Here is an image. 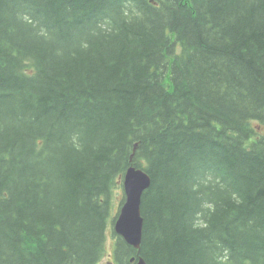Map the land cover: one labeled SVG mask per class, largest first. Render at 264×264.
<instances>
[{
    "label": "trees",
    "instance_id": "trees-1",
    "mask_svg": "<svg viewBox=\"0 0 264 264\" xmlns=\"http://www.w3.org/2000/svg\"><path fill=\"white\" fill-rule=\"evenodd\" d=\"M131 165L148 264H264V0H0V264H100Z\"/></svg>",
    "mask_w": 264,
    "mask_h": 264
},
{
    "label": "water",
    "instance_id": "water-1",
    "mask_svg": "<svg viewBox=\"0 0 264 264\" xmlns=\"http://www.w3.org/2000/svg\"><path fill=\"white\" fill-rule=\"evenodd\" d=\"M137 145H135L136 149ZM152 178L143 168L131 166L123 180L125 201L122 204L117 218L113 223L114 232L124 241L138 250L137 257L133 258L135 264H148L140 255L144 232V217L142 214V201L144 193L151 187Z\"/></svg>",
    "mask_w": 264,
    "mask_h": 264
},
{
    "label": "rangeland",
    "instance_id": "rangeland-1",
    "mask_svg": "<svg viewBox=\"0 0 264 264\" xmlns=\"http://www.w3.org/2000/svg\"><path fill=\"white\" fill-rule=\"evenodd\" d=\"M118 193L119 194H118V196H117V198H116V200H115V202H114V204L112 205V208H111V222H112V219L113 218H116V216H117V214L119 212V209H120V205L124 201V192H123V189L122 190H119ZM111 229H113V226H112ZM115 245H116V237L112 236V233H111V230H110V227H109L108 232H107V244H106L107 249H106V252H105V254H104V256H103L100 264H107V261L108 260H111V255L115 251Z\"/></svg>",
    "mask_w": 264,
    "mask_h": 264
},
{
    "label": "flooded vegetation",
    "instance_id": "flooded-vegetation-1",
    "mask_svg": "<svg viewBox=\"0 0 264 264\" xmlns=\"http://www.w3.org/2000/svg\"><path fill=\"white\" fill-rule=\"evenodd\" d=\"M107 264H119L118 261H117V257H116V254L115 253L112 254L111 260H108L107 261Z\"/></svg>",
    "mask_w": 264,
    "mask_h": 264
},
{
    "label": "bare ground",
    "instance_id": "bare-ground-1",
    "mask_svg": "<svg viewBox=\"0 0 264 264\" xmlns=\"http://www.w3.org/2000/svg\"><path fill=\"white\" fill-rule=\"evenodd\" d=\"M136 150H137V148L135 149V151H136ZM133 159H134V156L131 158V160L133 161ZM131 166L138 167V166H136V165H131ZM131 166H130V167H131ZM130 167H129V168H130ZM129 168H128V169H129ZM127 171H128V170H127ZM127 171H126V173H127ZM125 176H126V174H125ZM124 179H125V177H124ZM124 179H123V180H124ZM133 258H135V256H134ZM133 258L131 259V263H133V264H134V263H135V261H132V260H133Z\"/></svg>",
    "mask_w": 264,
    "mask_h": 264
}]
</instances>
